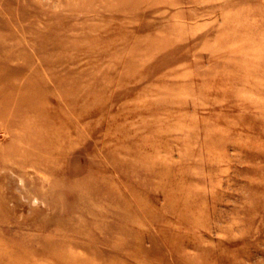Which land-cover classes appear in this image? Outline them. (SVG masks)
I'll list each match as a JSON object with an SVG mask.
<instances>
[{"label":"rangeland","instance_id":"rangeland-1","mask_svg":"<svg viewBox=\"0 0 264 264\" xmlns=\"http://www.w3.org/2000/svg\"><path fill=\"white\" fill-rule=\"evenodd\" d=\"M0 264H264V0H0Z\"/></svg>","mask_w":264,"mask_h":264}]
</instances>
